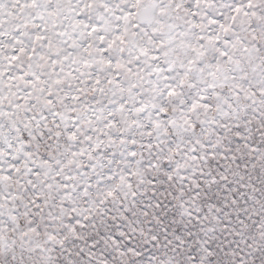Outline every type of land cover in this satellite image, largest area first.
Masks as SVG:
<instances>
[{"label":"snow or ice","instance_id":"1","mask_svg":"<svg viewBox=\"0 0 264 264\" xmlns=\"http://www.w3.org/2000/svg\"><path fill=\"white\" fill-rule=\"evenodd\" d=\"M0 264H264V0H0Z\"/></svg>","mask_w":264,"mask_h":264}]
</instances>
